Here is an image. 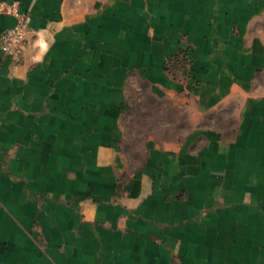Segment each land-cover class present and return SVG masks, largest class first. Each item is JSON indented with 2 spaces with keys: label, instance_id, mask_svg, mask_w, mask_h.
Returning <instances> with one entry per match:
<instances>
[{
  "label": "crops",
  "instance_id": "crops-1",
  "mask_svg": "<svg viewBox=\"0 0 264 264\" xmlns=\"http://www.w3.org/2000/svg\"><path fill=\"white\" fill-rule=\"evenodd\" d=\"M2 1L30 21L20 62L0 46V264H264V0ZM134 76L193 121L236 104L233 135L136 158Z\"/></svg>",
  "mask_w": 264,
  "mask_h": 264
},
{
  "label": "rangeland",
  "instance_id": "rangeland-1",
  "mask_svg": "<svg viewBox=\"0 0 264 264\" xmlns=\"http://www.w3.org/2000/svg\"><path fill=\"white\" fill-rule=\"evenodd\" d=\"M154 97L142 78H131L128 86L129 108L124 115V127L127 134L126 147L137 153L136 158H139L138 153L151 136L158 139L183 138L194 129L208 128L221 132L224 138H230L237 126L236 104L198 114L193 121L190 113L175 107L171 98Z\"/></svg>",
  "mask_w": 264,
  "mask_h": 264
},
{
  "label": "built area",
  "instance_id": "built-area-1",
  "mask_svg": "<svg viewBox=\"0 0 264 264\" xmlns=\"http://www.w3.org/2000/svg\"><path fill=\"white\" fill-rule=\"evenodd\" d=\"M0 13L12 14L17 18L14 26L3 31L0 46L6 57H10L18 63L28 44L30 15L20 8L18 1L12 3L0 2Z\"/></svg>",
  "mask_w": 264,
  "mask_h": 264
},
{
  "label": "trees",
  "instance_id": "trees-1",
  "mask_svg": "<svg viewBox=\"0 0 264 264\" xmlns=\"http://www.w3.org/2000/svg\"><path fill=\"white\" fill-rule=\"evenodd\" d=\"M190 59L187 55V52L185 49H180L179 52L175 53L172 57L170 62L167 66V71L172 75L174 79L181 80L182 78L186 77L189 74V65H190ZM149 86V83L147 81H144ZM150 87V86H149ZM151 91V89H150ZM152 96H155L151 91ZM157 98L156 96L154 97ZM176 107V106H175ZM173 139H181V137H171ZM170 139V138H166ZM127 145V142H126ZM128 146V145H127ZM126 152H130V150L126 147ZM132 153V152H131ZM133 156V153H132Z\"/></svg>",
  "mask_w": 264,
  "mask_h": 264
}]
</instances>
